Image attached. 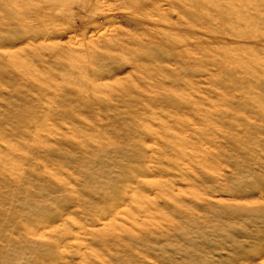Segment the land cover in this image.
<instances>
[{
  "label": "rangeland",
  "instance_id": "obj_1",
  "mask_svg": "<svg viewBox=\"0 0 264 264\" xmlns=\"http://www.w3.org/2000/svg\"><path fill=\"white\" fill-rule=\"evenodd\" d=\"M0 264H264V0H0Z\"/></svg>",
  "mask_w": 264,
  "mask_h": 264
}]
</instances>
